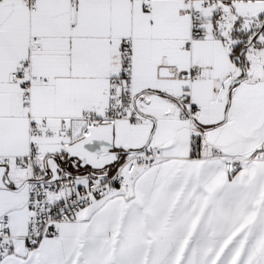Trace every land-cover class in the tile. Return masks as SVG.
I'll return each mask as SVG.
<instances>
[{
	"label": "snow or ice",
	"instance_id": "obj_1",
	"mask_svg": "<svg viewBox=\"0 0 264 264\" xmlns=\"http://www.w3.org/2000/svg\"><path fill=\"white\" fill-rule=\"evenodd\" d=\"M0 264H264V0H0Z\"/></svg>",
	"mask_w": 264,
	"mask_h": 264
}]
</instances>
